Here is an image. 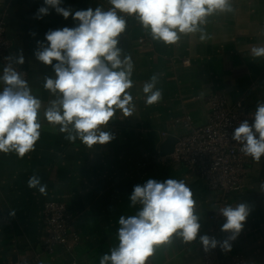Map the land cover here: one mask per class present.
I'll use <instances>...</instances> for the list:
<instances>
[{
    "label": "crops",
    "instance_id": "0c3cea01",
    "mask_svg": "<svg viewBox=\"0 0 264 264\" xmlns=\"http://www.w3.org/2000/svg\"><path fill=\"white\" fill-rule=\"evenodd\" d=\"M232 5L234 12L208 18L205 27L210 39L206 42L199 40V34H191L182 36L177 45L166 46L153 41L130 18L119 46L134 62L130 92L135 111L130 117L117 111L106 127L114 139L88 148L79 139L66 140L58 126L44 118V109L55 99L43 87L44 77L54 75V70L35 57L38 42L47 44L49 30L73 28L78 21L71 15L65 19L51 7L37 18L38 9L46 6L44 0H0V19L6 20L14 58L23 55L28 85L42 101V128L35 150L23 158L14 152L0 153V264L23 258L32 264H99L118 245L119 217L139 210V205L130 206L134 186L148 179L163 182L169 178L184 180L193 191L201 227L196 241L185 244L175 239L172 245L157 248L148 263L205 264L199 237L207 235L215 193L183 165L147 161L166 139L164 132L178 136L185 131L179 118L190 115L196 125L207 122L205 97L210 92H222L231 103L242 101L251 114L264 101V57L251 55L253 46H264V0H232ZM60 6L73 13L111 7L108 0H61ZM154 74L163 98L149 106L142 87ZM247 166L245 187L234 195V201L248 205L250 212L231 252L245 256L248 264H264V157L259 163L250 158ZM32 175L47 185V196L27 186ZM47 200L65 202L74 214L79 241L72 252L61 246L54 252L43 248ZM12 210L14 216L9 215ZM224 223L220 222V229ZM218 238L224 241L225 232L221 230ZM219 254L226 264L229 254L222 248Z\"/></svg>",
    "mask_w": 264,
    "mask_h": 264
},
{
    "label": "clouds",
    "instance_id": "9594fccd",
    "mask_svg": "<svg viewBox=\"0 0 264 264\" xmlns=\"http://www.w3.org/2000/svg\"><path fill=\"white\" fill-rule=\"evenodd\" d=\"M107 10L61 7V0H44L37 18L54 8L65 19L70 15L78 26L49 30L47 44L38 42L35 57L52 66L54 75L45 76L43 87L55 99L43 111L46 121L58 126L65 139H79L88 148L105 145L114 139L106 130L117 111L124 117L133 116L134 98L130 92L134 82V62L123 54L120 38L127 30V18L135 19L153 41L166 46L177 45L182 36L199 34V40L210 39L206 31L208 18L235 11L232 0H108ZM251 55L264 57V46H253ZM11 61V57L6 58ZM55 61L56 63H53ZM16 64H23L20 54ZM158 75L145 82L142 91L146 105L159 103L163 92L157 87ZM0 153H15L18 158L35 150L41 135L42 101L32 93L23 73L8 63L0 74ZM254 122L247 120L235 128L232 139L240 151L259 163L264 157V101H259L252 113ZM27 186L47 196V185L32 175ZM130 206L139 205L134 215H121L118 220V245L104 254L99 264H148L157 248L170 246L175 239L185 244L196 241L201 224L196 213V200L184 180L169 178L163 182L148 179L134 186ZM250 209L244 203L225 206L219 213L225 218L221 230L231 233L223 241L224 251H231L244 227ZM9 215L14 216L15 210ZM205 251L219 243L208 235L199 237Z\"/></svg>",
    "mask_w": 264,
    "mask_h": 264
},
{
    "label": "built area",
    "instance_id": "2783aa9c",
    "mask_svg": "<svg viewBox=\"0 0 264 264\" xmlns=\"http://www.w3.org/2000/svg\"><path fill=\"white\" fill-rule=\"evenodd\" d=\"M110 8V7H109ZM130 18H127V20ZM143 39L141 38L140 41ZM11 57V61L9 58ZM12 63L13 67L23 73L26 81L29 73L26 67L16 64L12 53V42L7 33V23L0 19V64L2 69ZM209 108L206 123L196 125L190 115H185L177 121L185 131L178 135L174 150L168 155H162L160 149L149 157L147 162L165 164L175 162L198 175L207 187L215 193L214 209L208 215L207 235L219 243L214 249L204 250L201 244L202 258L205 264H223L219 250L223 241L218 238L221 231L220 222L225 218L219 210L225 206L235 207L234 195L240 193L246 184L248 162L251 157L240 151L238 142L232 139L234 130L245 120L252 124V114L245 109L242 101L231 103L222 92H210L205 97ZM167 137L166 132L163 133ZM74 214L65 202L47 200L43 205L44 238L43 248L54 252L59 246L72 252L79 241V234L73 228ZM231 233L225 232V240ZM224 240V241H225ZM236 240V239H235ZM235 240H230L231 249ZM229 255L226 264H248L245 256L226 251ZM7 264H32L30 259L23 258L10 261ZM149 264V263H148Z\"/></svg>",
    "mask_w": 264,
    "mask_h": 264
},
{
    "label": "water",
    "instance_id": "95a60500",
    "mask_svg": "<svg viewBox=\"0 0 264 264\" xmlns=\"http://www.w3.org/2000/svg\"><path fill=\"white\" fill-rule=\"evenodd\" d=\"M178 136L169 134L166 139L160 144V152L162 155H168L173 152Z\"/></svg>",
    "mask_w": 264,
    "mask_h": 264
},
{
    "label": "trees",
    "instance_id": "16d2710c",
    "mask_svg": "<svg viewBox=\"0 0 264 264\" xmlns=\"http://www.w3.org/2000/svg\"><path fill=\"white\" fill-rule=\"evenodd\" d=\"M127 23L129 24V19L127 20Z\"/></svg>",
    "mask_w": 264,
    "mask_h": 264
}]
</instances>
